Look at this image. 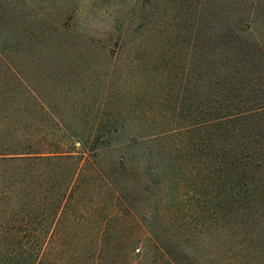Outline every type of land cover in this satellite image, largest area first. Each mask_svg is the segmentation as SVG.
Here are the masks:
<instances>
[{
	"label": "trees",
	"instance_id": "16d2710c",
	"mask_svg": "<svg viewBox=\"0 0 264 264\" xmlns=\"http://www.w3.org/2000/svg\"><path fill=\"white\" fill-rule=\"evenodd\" d=\"M175 2L195 14L187 57L159 64L184 71L162 81L161 117L99 125L126 139L74 140L0 44V114L44 113L0 122V264H264V0Z\"/></svg>",
	"mask_w": 264,
	"mask_h": 264
},
{
	"label": "rangeland",
	"instance_id": "374dc122",
	"mask_svg": "<svg viewBox=\"0 0 264 264\" xmlns=\"http://www.w3.org/2000/svg\"><path fill=\"white\" fill-rule=\"evenodd\" d=\"M175 1L0 0V30L10 27L0 44L8 40V57L15 67L31 78L39 77L35 84H40L45 101L57 103L59 116L73 125L74 140L126 139L130 133L110 134L100 126L161 117L160 112L170 107L167 95L160 91L162 81L184 71L180 64L176 68L159 64L164 57L173 56L175 62L187 57L185 43L178 40L185 27L181 17L195 14H190L192 9L181 11ZM7 2H12L10 9ZM4 70L0 59V74ZM23 103L34 112L19 114L22 103L17 99L10 103V111L0 114L1 124L15 117L29 118L30 123L34 116L44 114L36 101ZM16 108L18 114H14ZM43 119L47 125L50 118ZM60 129L59 141L64 143L70 139L69 133ZM33 133L41 139L52 137L53 131ZM82 207H88L86 201ZM106 209L108 214L110 203ZM45 249H59V243Z\"/></svg>",
	"mask_w": 264,
	"mask_h": 264
}]
</instances>
